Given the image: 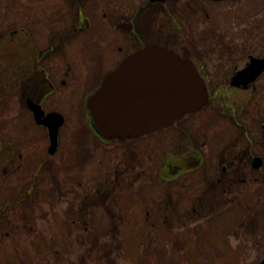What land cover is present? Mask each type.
<instances>
[{
	"label": "rangeland",
	"instance_id": "obj_1",
	"mask_svg": "<svg viewBox=\"0 0 264 264\" xmlns=\"http://www.w3.org/2000/svg\"><path fill=\"white\" fill-rule=\"evenodd\" d=\"M122 5L123 0H113L105 18L93 5L88 11L84 8L83 15L92 14L90 31L86 36L70 34L66 40L65 30L73 23L78 27L70 0H0V14L7 15L8 26L0 37L8 40V32H15V43H0V144L5 149L0 162V264H78L75 254L81 250L75 232L65 230V221H59L64 236L42 223L44 238L29 239V207L36 204L53 205L58 214L67 211L69 217H73L70 210L94 209L96 236L109 244L108 258L118 251L119 264H256L264 255V73L255 82L253 96L233 89L229 79L245 62L234 59L235 40L240 46L236 53L242 44L264 51V16L255 17L259 23L249 29L253 21L248 17L259 4L245 0L232 12L220 13L211 28L208 20L203 25L202 19L191 18L186 50L170 32L158 28L140 32L142 18H135L134 32L116 30L117 22L132 16ZM215 25L224 29L214 31ZM148 44L167 46L196 63L210 100L176 129L132 144L135 168L117 195L110 197L114 213H106L97 199H87L82 191L84 184L95 188L97 168L103 163L89 153L99 143L84 102L109 70ZM82 64L91 68L89 80ZM42 69L54 78L51 92ZM28 100L64 117L53 156L48 154L47 130L35 124ZM122 153L111 152L118 157ZM253 154L260 159L257 169L251 165ZM189 159L196 160L192 171L203 166H198L200 159L215 165L216 177L209 182L205 174L182 176L171 183L170 195L152 183L158 172L186 168ZM166 175L161 177L164 183L171 179ZM80 181L83 187L75 185ZM140 186L151 191L145 195L147 204L138 193ZM130 189L136 192L132 199ZM4 205L8 207L1 210ZM84 220L90 219L79 217V227L89 231ZM86 235L80 233L84 244ZM86 253L96 257L95 250Z\"/></svg>",
	"mask_w": 264,
	"mask_h": 264
},
{
	"label": "water",
	"instance_id": "obj_2",
	"mask_svg": "<svg viewBox=\"0 0 264 264\" xmlns=\"http://www.w3.org/2000/svg\"><path fill=\"white\" fill-rule=\"evenodd\" d=\"M118 28L129 31L130 24H119ZM262 71L264 59L252 58L230 84L246 87ZM207 101L204 83L190 60L180 58L173 50L149 45L126 56L87 99L86 107L103 139L126 141L170 126L199 110ZM27 104L35 121L48 128V152L53 154L62 116L58 113L44 116L39 105L31 101ZM259 165L260 159L254 158L253 168ZM259 264H264V258Z\"/></svg>",
	"mask_w": 264,
	"mask_h": 264
},
{
	"label": "trees",
	"instance_id": "obj_3",
	"mask_svg": "<svg viewBox=\"0 0 264 264\" xmlns=\"http://www.w3.org/2000/svg\"><path fill=\"white\" fill-rule=\"evenodd\" d=\"M68 35H70V33ZM171 129L172 128L170 126V127L161 129L157 131L156 133L162 132L163 130L171 131ZM150 135H153V134H150ZM148 136H145V137H142L136 140H130V141H124V142H117V141L106 142L104 140H101L98 137L99 144L95 147L94 150L92 149L91 151H89L92 158L98 156L100 159H103V163L99 165L97 168L98 177H97V180L94 182L95 188L93 185L91 188H86L84 184L85 189L82 191L85 194V197L87 199L88 198L97 199L98 204H102L104 206L103 208L106 213L108 212L111 214L114 213L113 212L114 208L113 207L111 208V206L109 205V204H112V202L109 203L110 197L117 195L118 190L120 188V184L128 181L129 171H132L135 168V166L131 164V161L134 162L136 158V154H133L132 152V144L146 140ZM2 147L3 146L0 144V162L4 160L3 152L5 151V149H2ZM97 148H99V150L95 152ZM112 150L121 151L123 153L121 157L112 156L111 154ZM203 161L204 162L202 164L198 165V166H201V165L203 166H201L199 169L196 168L197 170H193V171L189 170V168L185 164L186 168L179 167L177 168L178 170L172 169L173 171L170 170L169 173L158 172L157 177H155L152 180V183L155 184L159 189L163 190L167 195H170L171 194L170 185L172 182H174L173 181L174 175L178 177L175 180H178L182 176L186 177L188 175L192 177L196 174L199 176V178H201L202 175L204 177V174H205L208 181L211 182L216 177L217 169L215 171V168H216L215 165H211L210 163L205 165V160ZM181 168L182 170H180ZM166 174H169L171 177L170 182L168 183H164L161 180L162 175L166 177L167 176ZM85 180H87V178ZM200 183H204V181ZM75 185H78L79 187H83L82 181H80V183L76 182ZM138 191H139L138 192L139 195L142 197V201L144 202V204H147L148 200L145 198V195L147 193H151V191L148 188H144L143 186H140V189ZM130 192L132 193L130 194L131 199H132L133 194L136 192H134V190H131V189H130ZM114 199L115 198H112V201ZM170 201L172 202L171 196H170ZM47 206H50V207L49 208L44 207V204H36L35 206L29 207V214H31V220L28 222L29 226L27 227V232L30 233L29 239L34 240V238H37V239L44 238L43 235L41 234L42 233L41 231L44 229V227H40L42 223H45L46 226H48L47 228L48 231H50L49 228L55 229L58 233H60L61 236H64L63 235L64 227L62 225V228H60V224H59V221L62 220V222L65 221L64 226L66 227L65 230L68 233L75 232L74 238H75L78 249L81 250L79 253L75 254V255H78L77 257V259H79L78 264H98L97 261L101 259L109 260L110 264H119L121 262L122 256L118 253V251L111 259L108 258L111 252L109 244L105 242H101L99 238L96 236L98 232H97V229L93 227V224H94L93 214L95 212L94 209L90 208L89 210H85V211L84 210H80V211L70 210L73 213V217H69L70 215H68L67 211H64L63 213L58 214L57 208L55 206L50 205V204H47ZM6 207H8V205L6 206L4 205L3 208H1V210L5 209ZM70 207L72 208L73 205H70ZM114 207H118V204L117 205L114 204ZM191 212H193V210H191ZM81 216H87L90 219V220H84L83 222V225H86V224L88 225L89 231H87V229L84 230L79 227L80 224L78 223V218ZM0 224H2L1 221H0ZM117 224H116V227L118 226ZM83 230L87 234L86 235L87 244H84L82 237H80V233H84L82 232ZM5 237H7V234L6 235L4 234V238ZM118 240H120L119 237L117 238V241H116V248L119 249ZM138 241L140 244V240ZM93 250L96 251L95 258H92L93 254L89 255L86 253L87 251L92 252ZM97 252L99 255H97Z\"/></svg>",
	"mask_w": 264,
	"mask_h": 264
},
{
	"label": "flooded vegetation",
	"instance_id": "obj_4",
	"mask_svg": "<svg viewBox=\"0 0 264 264\" xmlns=\"http://www.w3.org/2000/svg\"><path fill=\"white\" fill-rule=\"evenodd\" d=\"M244 1L245 0H157V1L151 2L150 0H123L122 6L124 9V12L132 14V16L129 17L128 19L127 18L122 19L119 22H124L126 24L131 22L133 24V26H135V24L137 22L135 20V18H142L141 26L139 27L140 32L142 29L155 31V30H152L151 28H158L162 32H170L173 34V36L176 39L178 38L179 46L181 47V49L186 50V47H187L186 44H189V42L191 40V39L189 40V36H190L191 32H189L188 36H187L186 28L192 27L191 18L202 19L203 25L205 23H207V20H208L209 21V27L211 28L213 26V25H210L212 23V20L215 18L217 19V16L220 13L232 12L233 10H231V9H236V8L240 7L241 3ZM254 1L259 5L257 8L258 10L255 12V14L251 15V17L247 16L249 21H253L250 23L249 29L251 27L255 26L254 22L259 23V21L257 19H254L255 17H257V16L260 17L261 15L264 16V0H254ZM90 5H93V7H95L97 12L100 13L99 15L102 18H105L112 11L113 0H70V6L73 8V10H75V13H76V20H74V22L78 23L77 28H76L75 24L73 23L71 29H68V31L73 33V36L75 33H77V31L78 32L81 31L80 17H81V15H83L82 14L83 9L85 8L86 11H88L87 7ZM68 10H70V8H68ZM244 15H246V14H244ZM6 16L7 15H1L0 14V31H2V28L6 25L4 22L5 20H7ZM83 16H85V15H83ZM88 16H92V14L87 15V18H89ZM119 22H117L114 25V27ZM147 24H149V26ZM88 25H89V27H92V22L90 21V19H89ZM261 26L262 25H258L257 29H260ZM196 27H198V26H196ZM5 28H8V26H5L3 31H5ZM207 29H209V28H207ZM223 29H224L223 27L219 28V27H216V25L214 26V31H222ZM134 30H135V27H133L132 32H134ZM156 32H158V31L156 30ZM8 33H7L8 34V40H3L0 37V43L8 42L9 45L11 43H15V38H14L15 32L9 31ZM228 36H230L229 33H228ZM232 41H234L233 38H232ZM183 43L184 44L186 43V44L184 45ZM238 46L236 45V40H235L233 43L234 53H235L234 59L237 62L245 60L243 66L240 68V70H242L252 58L264 59V53H263L264 51L259 50V48L257 46L255 48H253L254 44H250V46H248V49H247L245 44H242L240 51L236 53V48L240 47V46L239 47ZM249 49H253V51L250 52ZM212 52H214V51H212ZM180 55H182V54H180ZM182 57H187V56L182 55ZM194 64H196V63H194ZM82 65L84 68V75H88L87 79L89 80L90 70H88L84 64H82ZM236 72L237 71H235V72L233 71V74L231 75V77H233L236 74ZM48 73L50 74L49 70H48ZM199 73L202 76L200 71H199ZM262 75H263V73L261 75H259L257 80ZM87 79H86V81H87ZM50 80H51V82H47V83L50 86L49 91L51 92L55 88V81H54V78L50 79ZM255 89H256L255 83H253L248 89H242V90H247L253 96V94L256 92ZM192 115H186L183 118H181L180 120L174 122V124L171 125V128L176 129L179 126V123L181 120H184L185 118L190 117ZM95 139H96V142L99 143L98 138L95 137ZM253 156H254V154L252 155V157ZM193 162H194V159H189L187 161V166H191L193 164ZM252 163H253V160H252ZM252 163H251V165H252ZM262 215L264 217L263 211H262ZM259 261L260 260H258L257 263Z\"/></svg>",
	"mask_w": 264,
	"mask_h": 264
}]
</instances>
